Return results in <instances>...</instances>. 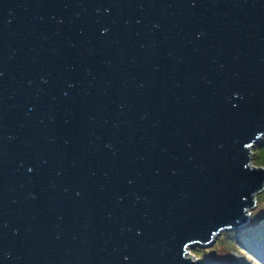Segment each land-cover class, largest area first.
<instances>
[{"label":"water","instance_id":"95a60500","mask_svg":"<svg viewBox=\"0 0 264 264\" xmlns=\"http://www.w3.org/2000/svg\"><path fill=\"white\" fill-rule=\"evenodd\" d=\"M263 137L264 0H0V264H195Z\"/></svg>","mask_w":264,"mask_h":264},{"label":"rangeland","instance_id":"374dc122","mask_svg":"<svg viewBox=\"0 0 264 264\" xmlns=\"http://www.w3.org/2000/svg\"><path fill=\"white\" fill-rule=\"evenodd\" d=\"M259 142L255 143L253 150L260 146ZM253 156L254 164L261 165L256 162L257 156L255 154ZM258 196L259 201L257 197L256 205L251 208V221L246 225L222 231L211 245L197 243L190 248L189 251L198 261L195 264H264V241H261L264 239V189L259 192ZM258 217L261 220H258ZM254 218L257 219V222L253 221ZM251 226L256 229L253 237L248 233L249 231L253 232ZM239 229L242 231L233 232V230ZM238 234L239 236L241 234V242L232 245L231 240H234Z\"/></svg>","mask_w":264,"mask_h":264},{"label":"trees","instance_id":"16d2710c","mask_svg":"<svg viewBox=\"0 0 264 264\" xmlns=\"http://www.w3.org/2000/svg\"><path fill=\"white\" fill-rule=\"evenodd\" d=\"M259 144H260V146L257 149H254L253 150V154H255L257 156V158H256L257 161L256 162L260 163L261 165H264V137L261 139V141L259 142ZM257 197H258V201H259V196H257ZM257 219L258 220H261L259 217ZM257 219L254 218L253 221L255 220L257 222ZM250 221H251V219H250ZM251 230H253V232L252 231H249L248 233L250 234L251 237H253L254 232H256V229H254V227H252ZM236 231L240 232L242 230L241 229H239V230H233V232H236ZM230 235H232V234H230ZM240 236H241V234H240ZM240 236L238 234L237 237H235L234 240L232 239L230 243L232 245H235V244L241 242V237ZM261 241H264V239H261ZM195 254L197 255L196 252H195ZM255 261H256V259H255Z\"/></svg>","mask_w":264,"mask_h":264}]
</instances>
